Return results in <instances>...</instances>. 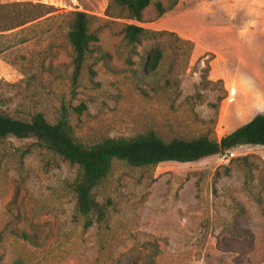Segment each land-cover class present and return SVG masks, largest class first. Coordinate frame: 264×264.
Instances as JSON below:
<instances>
[{
    "label": "rangeland",
    "instance_id": "rangeland-1",
    "mask_svg": "<svg viewBox=\"0 0 264 264\" xmlns=\"http://www.w3.org/2000/svg\"><path fill=\"white\" fill-rule=\"evenodd\" d=\"M203 1L152 0L139 22L114 0H0V109L55 123L65 108L86 145L150 131L221 138L264 113V31L241 37L233 16L207 30ZM73 11L100 36L77 77ZM125 23L156 33L130 44ZM79 171L33 137L0 138V264H264V146L187 163L115 160L94 189L106 218L89 227L72 189Z\"/></svg>",
    "mask_w": 264,
    "mask_h": 264
},
{
    "label": "trees",
    "instance_id": "trees-1",
    "mask_svg": "<svg viewBox=\"0 0 264 264\" xmlns=\"http://www.w3.org/2000/svg\"><path fill=\"white\" fill-rule=\"evenodd\" d=\"M114 1L126 9L127 18L139 22L143 21V12L152 2V0ZM156 5L161 14L166 11L162 2H157ZM70 15L72 20L68 37L75 52L77 77L100 36L90 30L91 16L87 12L73 11ZM123 30L124 38L130 44L141 42L149 33H156L134 23H125ZM176 39L190 47L193 45L189 39L177 35ZM162 57L159 48L151 52L148 57L149 68L155 70ZM9 136L33 137L70 164L78 165L80 171L72 183V189L76 196L77 210L85 218V226L89 227L94 223V216L97 222L106 218V207L96 198L94 189L110 174L115 160L125 161L133 167L159 165L165 162L187 163L223 155L242 145L264 146V113L256 114L221 138L202 135L191 139L176 137L166 141L155 131H150L133 138L111 137L86 145L74 138L65 108L55 123L49 122L42 112L26 119L0 109V138ZM22 237L29 239L25 232L22 233Z\"/></svg>",
    "mask_w": 264,
    "mask_h": 264
},
{
    "label": "crops",
    "instance_id": "crops-1",
    "mask_svg": "<svg viewBox=\"0 0 264 264\" xmlns=\"http://www.w3.org/2000/svg\"><path fill=\"white\" fill-rule=\"evenodd\" d=\"M203 4L210 6L205 14L204 23H207V30H214L216 25L229 23L228 19L233 16L234 24L238 25L240 31H244L241 37L264 31V0H204ZM216 4L222 6L216 8ZM211 6L215 10H212ZM217 17L220 22L214 21ZM220 28L226 29L225 26ZM241 37L239 40H242Z\"/></svg>",
    "mask_w": 264,
    "mask_h": 264
}]
</instances>
